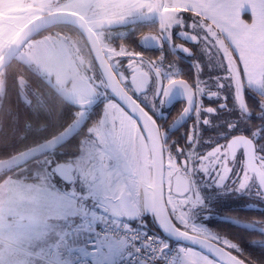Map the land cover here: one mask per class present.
<instances>
[{"label": "flooded vegetation", "instance_id": "obj_1", "mask_svg": "<svg viewBox=\"0 0 264 264\" xmlns=\"http://www.w3.org/2000/svg\"><path fill=\"white\" fill-rule=\"evenodd\" d=\"M32 1L25 0L27 5ZM4 2L0 0V14ZM67 2L45 0L43 6L36 5L40 12L31 19L56 11H73L85 18L88 32L74 23H59L33 37L43 36L51 46L60 43L65 49L67 44L72 47L73 51L66 53L67 61L63 58L62 62L71 68V73L62 78L72 88L71 93L59 90L45 76L59 81V75L56 77L51 70L44 75L38 65H32L70 105L72 119L65 130L78 121L83 122L70 137H75L71 145L79 142L80 147L73 152L71 145L63 146L69 138L37 160H47L55 170L58 164H66L71 177L57 173L65 181L72 182L76 174H81V168L84 172L89 166L101 170L114 161L120 162L123 171L129 174L133 171L132 162L137 164L140 155L150 163L151 170L146 169L143 174L149 183L154 171V141L164 155L166 200L192 195L202 199L196 212L190 203H176L174 209L169 206L176 224L235 253L244 252L243 246L247 244L259 247L264 256V190L250 159L251 152L255 151L257 163L264 171V158L261 157L264 155L260 150L258 119L249 109L247 95L248 109L243 106L234 72L236 54L220 47L221 61H218L208 55L203 44L200 46L202 38L191 35L192 32L179 34L173 29L172 33H165L157 19L113 24L110 14L109 18L95 19L91 14L98 10L85 14L68 8ZM20 10L27 12L28 8ZM15 59L21 60L18 55ZM107 64L127 93L147 112L144 123L113 95L103 74V66ZM8 66L0 72H4L5 77ZM114 108L137 129L140 151L135 152L137 146L134 145L132 156L126 150L122 119L113 117ZM103 159L108 163L103 164ZM95 176L100 178L101 174L98 172ZM148 186L146 189L152 190ZM123 193L128 194L127 190L121 192L120 206ZM145 201L140 203L142 215L138 206H134L138 221L144 219L151 226L152 211H146ZM181 207L189 208L182 212ZM221 222H229L235 229L222 228ZM236 236L247 238L248 242H241ZM166 239L173 243L168 237ZM259 255L254 257L256 262H264V257Z\"/></svg>", "mask_w": 264, "mask_h": 264}, {"label": "rangeland", "instance_id": "obj_2", "mask_svg": "<svg viewBox=\"0 0 264 264\" xmlns=\"http://www.w3.org/2000/svg\"><path fill=\"white\" fill-rule=\"evenodd\" d=\"M44 3L45 0H33L27 5L25 0H5L4 10L0 14V57L31 18L40 12L39 6ZM66 6L85 14L98 10L91 16L99 19L102 16L109 18L111 15L113 24L157 19L165 33L170 34L174 29L179 34L192 32L191 35L202 38L200 46L203 44L208 55L221 61L220 47L223 50L225 41L216 32L214 25L208 24L203 15L180 8L181 5H177L175 0H68ZM21 7L28 8V11L22 12ZM66 47L65 49L60 43L56 47L51 46L48 40L40 36L31 39L18 54V58L38 65L43 73L53 71L56 77L59 75V81L46 73L44 75L59 90L71 93L72 88L62 79L71 73V68L62 65L63 58L66 61L68 59V50L73 51L68 44ZM225 65L228 67L227 62ZM21 82L25 93L26 84L24 80ZM4 92L5 76L2 72L0 98ZM107 115L106 113L104 117ZM113 117L122 119L120 124L129 155H134V151L138 153L140 144L136 139V127L115 108ZM134 145L137 150L133 151ZM113 156L117 158L116 152ZM138 157L137 164L132 162L133 171L129 174L123 171L120 162L114 161L101 170L89 166L84 172L81 168V174H76V179L72 182L61 178L45 159H34L12 172L0 183V264H70L62 256L71 249L69 240L74 233L102 223L108 215L116 220L128 219L118 203L124 190H127L133 205L140 209V215L143 214L140 203L144 199L146 211L151 213L152 190L146 188L148 185L151 187L152 179L148 183L145 175L143 177L146 169L151 170L150 163L142 160L140 155ZM102 163H108L107 159H103ZM98 172L101 174L100 178L95 176ZM199 198V195L170 197L168 206L172 205L174 209L176 203H190L194 205L193 212H196V207L202 202ZM188 208L181 207V211L186 212ZM133 223L140 227L148 224L144 219ZM177 246L178 264H221L197 248L179 242ZM101 247L106 251L101 255L92 253V256L102 264H113L126 251L127 242L121 238H110L101 241Z\"/></svg>", "mask_w": 264, "mask_h": 264}, {"label": "trees", "instance_id": "obj_3", "mask_svg": "<svg viewBox=\"0 0 264 264\" xmlns=\"http://www.w3.org/2000/svg\"><path fill=\"white\" fill-rule=\"evenodd\" d=\"M6 71L5 92L0 98L1 160L50 140L65 130L72 119L71 107L67 104L63 95L32 64L15 59ZM22 80H24L27 87L25 93ZM246 95L249 109L258 119L260 150L264 155V95L248 85H246ZM74 140L75 137L70 138L63 146L71 145ZM79 147V142H77L75 145H71L70 149L74 152ZM47 153H41L30 160L3 169L0 175V183L25 163L43 157ZM56 161H59V159ZM28 179H31V177H28ZM150 217L152 219L151 226L153 227L149 223L143 226L152 231H159L153 217L151 215ZM221 224L222 228L235 229L231 227L229 222H221ZM247 235L250 237L249 234ZM235 238L241 239V242H248L247 238L244 237L238 238L236 236ZM243 249L244 252L239 255L247 262L250 264H264V262H256L254 258L259 254V256H262L259 247L253 245L249 247L245 244Z\"/></svg>", "mask_w": 264, "mask_h": 264}, {"label": "water", "instance_id": "obj_4", "mask_svg": "<svg viewBox=\"0 0 264 264\" xmlns=\"http://www.w3.org/2000/svg\"><path fill=\"white\" fill-rule=\"evenodd\" d=\"M59 23H74L81 26L88 32V24L85 18L73 11H56L41 15L29 22L15 37L6 52L0 57V72L9 65L18 55L23 46L40 32ZM88 34V33H87ZM96 50V47H94ZM97 51V50H96ZM234 72L240 89L243 100L244 109L247 110L245 83L240 69L234 65ZM104 77L113 93V95L135 116L144 123L147 117L145 109L124 89L115 71L109 64L103 66ZM82 121L74 123L61 134L51 138L50 140L22 151L7 159H0V170L15 166L34 156L46 151L53 150L68 140L82 125ZM153 179H152V216L159 230L169 239L177 242L197 247L203 252L209 254L221 264H250L240 255L228 249L227 247L217 243L216 241L203 237L201 235L189 232L179 227L174 221L165 194V177H164V155L160 153L153 141ZM251 163L253 170L259 175L261 186L264 190V171L261 169L256 160L255 151L251 152ZM56 171L63 177L70 178V170L66 164L56 166ZM121 206L124 214L130 220L138 219V212L135 206L131 203L127 193H123L121 197Z\"/></svg>", "mask_w": 264, "mask_h": 264}, {"label": "crops", "instance_id": "obj_5", "mask_svg": "<svg viewBox=\"0 0 264 264\" xmlns=\"http://www.w3.org/2000/svg\"><path fill=\"white\" fill-rule=\"evenodd\" d=\"M175 1L214 25L227 51L236 54L247 85L264 94V0Z\"/></svg>", "mask_w": 264, "mask_h": 264}, {"label": "built area", "instance_id": "obj_6", "mask_svg": "<svg viewBox=\"0 0 264 264\" xmlns=\"http://www.w3.org/2000/svg\"><path fill=\"white\" fill-rule=\"evenodd\" d=\"M108 237L125 239L129 250L117 264H177L178 249L163 241L154 232L124 221L107 217L103 224L95 227L85 242L81 235L72 239L73 249L69 253L72 264H95L84 254L86 247L98 252L100 241ZM82 246L83 249L81 248Z\"/></svg>", "mask_w": 264, "mask_h": 264}, {"label": "bare ground", "instance_id": "obj_7", "mask_svg": "<svg viewBox=\"0 0 264 264\" xmlns=\"http://www.w3.org/2000/svg\"><path fill=\"white\" fill-rule=\"evenodd\" d=\"M11 63H12V62H11ZM11 63H10V64H11ZM10 64H9V65H10Z\"/></svg>", "mask_w": 264, "mask_h": 264}]
</instances>
